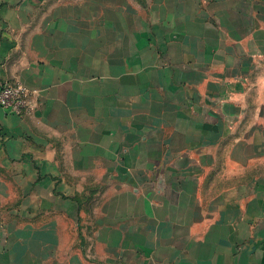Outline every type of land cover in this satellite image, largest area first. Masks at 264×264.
<instances>
[{
  "label": "crops",
  "instance_id": "1",
  "mask_svg": "<svg viewBox=\"0 0 264 264\" xmlns=\"http://www.w3.org/2000/svg\"><path fill=\"white\" fill-rule=\"evenodd\" d=\"M0 264H264V0H0Z\"/></svg>",
  "mask_w": 264,
  "mask_h": 264
},
{
  "label": "built area",
  "instance_id": "2",
  "mask_svg": "<svg viewBox=\"0 0 264 264\" xmlns=\"http://www.w3.org/2000/svg\"><path fill=\"white\" fill-rule=\"evenodd\" d=\"M0 105L8 114L25 116L33 112L30 88L21 82H0Z\"/></svg>",
  "mask_w": 264,
  "mask_h": 264
}]
</instances>
